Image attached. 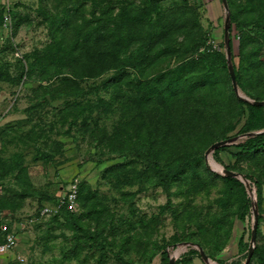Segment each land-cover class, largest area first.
<instances>
[{"label":"rangeland","instance_id":"1","mask_svg":"<svg viewBox=\"0 0 264 264\" xmlns=\"http://www.w3.org/2000/svg\"><path fill=\"white\" fill-rule=\"evenodd\" d=\"M41 1L59 12L66 5L79 8V18L94 20L93 0H9L13 21L6 28L0 3V215L26 218L40 205L56 202L72 178L81 181L80 205L62 218L39 220L23 233L13 253L4 256V264H166V253L185 264H260L256 248L264 251V221L258 219L259 212L264 214V186L260 201L253 198L246 210V194L223 178L251 173L264 185V145L242 153L232 143L240 132L264 134V108L251 112L239 102L260 98L264 103L259 55L264 51L255 41L254 22L237 30L238 39H233L240 80L235 94L232 67L223 70V58H208L226 55L227 17L241 9L242 17L259 15L264 0H256L252 11L247 10L249 0H220L228 11L223 10L219 25H213L217 19L210 22L202 0H165L166 9L178 6L187 8L189 17L199 14L195 32H203L204 43L194 58L211 57L201 62L204 69L192 73L190 66L164 76L161 83L171 82L176 92L170 86L166 102L159 101V114L127 105V133L117 127L119 141L105 135V128L113 133L118 125L117 105L77 118L66 116L67 102L77 100L69 95L73 91L64 90L70 80H62L65 74L38 79L39 67L32 65L31 55L52 39L51 20ZM247 31L251 37H244ZM189 54L164 58L153 72L174 70ZM134 68L129 69L133 74L138 72ZM152 76L159 81L161 75ZM77 81L88 86L94 80ZM183 116L193 118L184 132ZM165 129L173 131L169 141Z\"/></svg>","mask_w":264,"mask_h":264},{"label":"trees","instance_id":"2","mask_svg":"<svg viewBox=\"0 0 264 264\" xmlns=\"http://www.w3.org/2000/svg\"><path fill=\"white\" fill-rule=\"evenodd\" d=\"M93 1L95 4L91 12L93 21L79 18V8L71 10L69 5H66L59 12L50 9L47 4H44V1H41L40 8H43V12L47 14V19L51 20L48 27L52 39L46 48L33 52L31 55L32 65L39 67L36 71H38L37 77H39L40 81L45 79L52 80L53 78V80L60 79V76L65 74L62 80H70V82L67 81L68 86L64 90L68 89L69 91L70 89V91H73L69 95L77 98V100L78 97L85 98L83 101H68L63 110L66 116L77 118L83 112L92 114L117 105L116 109L120 113V120L115 127V131L109 133L107 128H105L107 139L116 141L121 138V133L116 129L117 127L121 128V130L124 128L122 131L127 133V105L132 106L135 104L142 113V107H149L151 111L159 114L161 105L159 101L163 100L162 104L166 102L164 99L167 94H170L168 92L170 86L176 92L171 82L169 84L161 83L164 76L176 71L179 72L181 68L186 69V67L189 68L190 66H193L190 69L192 73L197 67L200 70L204 69L201 62L206 60V56H211L207 53L194 58V54L200 50L201 45L204 43L203 32H200V30L195 32V29L200 26L199 14L189 17L185 13L187 8L181 9L175 6L171 9H166L162 6L165 0H140L138 3H131L128 0ZM106 1L111 3V5L105 6L104 3ZM115 1L119 2L115 4ZM255 1L249 0L247 10L252 11L255 8ZM222 4L223 9L228 11L224 8V3ZM99 8L101 13L98 16L96 12ZM241 12L242 9L240 11L235 10L229 16V26L226 29L229 47L227 43L224 45L226 50L225 57L215 53L213 59L212 57L208 58L209 61L223 58L220 68L229 71V66L231 65L234 72L237 73L239 67L233 55V39H238L239 36L237 30L244 26L248 27L254 22L253 35H256L255 41L258 42L259 48L261 46L264 51V36L261 35L264 34V11L259 15H256L255 12L246 14L248 15L247 17H242L240 15ZM81 16L83 17L82 14ZM250 18L251 20H249ZM244 37H251L250 33L247 31ZM129 52L130 54L128 55ZM181 53L190 54L187 57L184 55L176 64L174 70L166 68L158 70L159 72H156V70L153 72L162 59L170 60ZM259 55L262 57L260 61L264 62V54ZM194 65H196L195 68ZM130 68H134L138 72L133 74L129 70ZM154 73L161 75L159 81L152 79ZM189 76L192 77V75ZM144 77H146L145 81L148 82L144 83ZM149 77L150 81L147 80ZM85 78L93 79L94 81L88 86H83L77 81ZM182 78L186 79L185 76ZM98 79L101 80L96 84ZM175 81L177 82V80ZM148 84H150V87ZM236 84L237 88L240 87L239 77H236ZM232 89L234 90V86ZM103 91L105 94H103ZM128 92H132V95ZM88 95H92V98L88 97ZM239 102L245 104L251 112L264 108V103L260 102V98H255L251 102L240 99ZM73 112L76 114L72 115L71 113ZM183 117L184 127L182 131L184 132L186 131L185 125L189 127L193 118ZM150 132L148 133L151 136H155L154 132ZM171 133L173 131H168V129L163 131V134L167 135V141H169ZM150 140L155 144L160 143V140L154 139V137H151ZM232 143L242 153H254L264 145V134L258 135L248 132L242 134L240 132L239 137ZM223 178L228 184L240 188L246 194V210L251 207L253 198H256L257 202H259L263 196V182L254 174L236 173V175H233L230 173L224 174ZM80 196L81 186L79 201ZM44 205L46 204L37 207V210ZM246 210H243L240 214L242 219H245L247 215ZM69 213L74 212L63 210L58 216L52 218H62ZM258 219L259 222L264 221L263 211L259 212ZM256 252L260 264H264V251L257 247ZM165 256L164 260H166V264H169L170 257H168L167 253ZM214 261L222 263L216 259ZM185 262L180 261L174 264H185Z\"/></svg>","mask_w":264,"mask_h":264},{"label":"built area","instance_id":"3","mask_svg":"<svg viewBox=\"0 0 264 264\" xmlns=\"http://www.w3.org/2000/svg\"><path fill=\"white\" fill-rule=\"evenodd\" d=\"M5 6L3 13V25L6 28L12 26L13 15L9 0H1ZM81 181L78 178H72L64 193H62L55 203L46 204L35 213L26 218L14 214L0 215V264H4V256L13 253L20 242V237L25 231L30 230L39 220L46 217L58 216L63 210L75 212L79 208V192ZM17 260L24 261V257H18ZM153 264H162L155 261Z\"/></svg>","mask_w":264,"mask_h":264},{"label":"crops","instance_id":"4","mask_svg":"<svg viewBox=\"0 0 264 264\" xmlns=\"http://www.w3.org/2000/svg\"><path fill=\"white\" fill-rule=\"evenodd\" d=\"M18 1V0H14ZM1 3V0H0ZM202 3L205 5L207 13L210 14L209 20L213 23L214 19H217V23H213V25H219L221 22V15L223 13V6L220 0H202Z\"/></svg>","mask_w":264,"mask_h":264},{"label":"water","instance_id":"5","mask_svg":"<svg viewBox=\"0 0 264 264\" xmlns=\"http://www.w3.org/2000/svg\"><path fill=\"white\" fill-rule=\"evenodd\" d=\"M226 6V5H225ZM227 7V6H226ZM228 21H229V16L227 17V27H228ZM227 46L229 47V41L227 42ZM229 57H230V55H229ZM229 62H230V58H229ZM231 66V65H230ZM232 67V66H231ZM232 80H233V85H234V88H235V90L237 91L238 90V88H237V84H236V76H235V72H234V70H233V67H232ZM217 143L216 144H213L210 148H209V150L208 151H210L211 149H213V148H215V147H217ZM233 175H236V173H232ZM257 227H258V224H256V228H255V231H254V233H253V240L255 239V237H256V231H257ZM169 264H174V260H171L170 261V263Z\"/></svg>","mask_w":264,"mask_h":264},{"label":"clouds","instance_id":"6","mask_svg":"<svg viewBox=\"0 0 264 264\" xmlns=\"http://www.w3.org/2000/svg\"><path fill=\"white\" fill-rule=\"evenodd\" d=\"M79 203H80V201H79ZM48 204H51V203H48ZM36 210H37V208H36ZM36 210H35V212H36ZM35 212H34V213H35ZM35 225H36V224H35ZM171 260H172V259H170V261H171ZM174 262H175V261H174ZM169 263H170V262H169Z\"/></svg>","mask_w":264,"mask_h":264}]
</instances>
